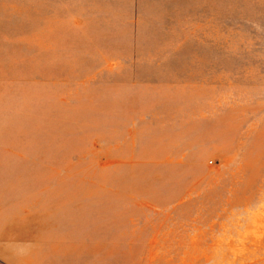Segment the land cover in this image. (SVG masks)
I'll use <instances>...</instances> for the list:
<instances>
[{"label": "rangeland", "instance_id": "rangeland-1", "mask_svg": "<svg viewBox=\"0 0 264 264\" xmlns=\"http://www.w3.org/2000/svg\"><path fill=\"white\" fill-rule=\"evenodd\" d=\"M0 264H264V0H0Z\"/></svg>", "mask_w": 264, "mask_h": 264}]
</instances>
